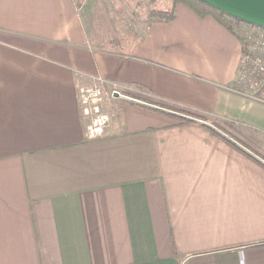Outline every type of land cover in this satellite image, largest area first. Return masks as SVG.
<instances>
[{
	"label": "crops",
	"instance_id": "crops-1",
	"mask_svg": "<svg viewBox=\"0 0 264 264\" xmlns=\"http://www.w3.org/2000/svg\"><path fill=\"white\" fill-rule=\"evenodd\" d=\"M86 3L0 0V264H264L263 165L200 122L114 96L90 139L78 97L101 76L234 120L264 147V102L232 89L241 39L178 3L125 46H97Z\"/></svg>",
	"mask_w": 264,
	"mask_h": 264
},
{
	"label": "built area",
	"instance_id": "built-area-1",
	"mask_svg": "<svg viewBox=\"0 0 264 264\" xmlns=\"http://www.w3.org/2000/svg\"><path fill=\"white\" fill-rule=\"evenodd\" d=\"M233 32L241 39L243 51L232 89L264 102V27L240 20L234 23ZM102 82L103 78L96 76L78 88L81 112L88 120L86 134L90 139L105 134L112 118L106 104L114 92L126 94L128 91L117 83L105 89Z\"/></svg>",
	"mask_w": 264,
	"mask_h": 264
},
{
	"label": "rangeland",
	"instance_id": "rangeland-1",
	"mask_svg": "<svg viewBox=\"0 0 264 264\" xmlns=\"http://www.w3.org/2000/svg\"><path fill=\"white\" fill-rule=\"evenodd\" d=\"M86 1L87 3L80 9V13L88 28L90 36L97 37V46L100 41L107 40V37L111 38L114 36H117L119 42L123 43L125 46L124 41L129 42L131 36L135 37L139 35V33L145 32V29L153 20L152 18H155L151 15L153 10L170 9L174 7L172 0ZM84 117L86 118V116ZM250 144L254 146L255 143L253 144L250 142ZM257 145L259 146L257 149L264 154V147L258 143V140L256 146Z\"/></svg>",
	"mask_w": 264,
	"mask_h": 264
},
{
	"label": "trees",
	"instance_id": "trees-1",
	"mask_svg": "<svg viewBox=\"0 0 264 264\" xmlns=\"http://www.w3.org/2000/svg\"><path fill=\"white\" fill-rule=\"evenodd\" d=\"M172 3L174 5L173 8L153 10L151 12V15H153L156 18L162 19V20H167V21L173 20L177 16V12L175 9L176 5L178 3H182V4H185L188 7H190L193 11H195L200 16H205L208 14L214 16L217 20H219L222 24H224L227 28H229L231 30H233L234 23L241 20L240 18L233 17V16L229 15L228 13H226L225 11L220 10V9H218V8L212 6L211 4L206 3L202 0H172ZM133 87L138 88V89L141 88L138 85H135ZM127 94L130 95V93H128V92H127ZM132 96L134 98H138V99L147 101L151 104L161 106V107L168 109L170 111L180 113L182 116H178L177 114L169 112V111H162V112L166 113L167 115L177 119L178 124H188V123L197 122V121L192 120L191 118H196V119L206 120L208 122H211V124H213L216 128H213L207 124L201 123V125L205 126L213 134L223 138L225 141L230 143L232 146L241 150L243 153H245L249 157L254 158L258 163H260L261 165L264 166V163L262 161L255 158L252 154L246 152L244 149L239 147L232 140V138H233V139L243 143L245 146L252 149L258 155H260L262 158H264L263 153H261L259 150L252 147L250 144H248L246 141H244L241 138L243 125L235 122L234 120H230L229 118H210V117L202 114L201 112H199L197 110H193L192 108L179 107V106H174L172 104L163 103L160 101L147 99V98L140 97V96H134V95H132ZM144 106H146V105H144ZM151 108H153V107H151ZM154 109H156V108H154ZM184 115L187 117H184ZM260 244H264V242H261Z\"/></svg>",
	"mask_w": 264,
	"mask_h": 264
},
{
	"label": "water",
	"instance_id": "water-1",
	"mask_svg": "<svg viewBox=\"0 0 264 264\" xmlns=\"http://www.w3.org/2000/svg\"><path fill=\"white\" fill-rule=\"evenodd\" d=\"M206 3L211 4L212 6L225 11L229 15L233 17L240 18L242 21L252 23L261 27H264V0H202ZM115 98H124L127 100H132L140 104H144L153 108H156L161 111H169L172 113L177 114L178 116H182L180 113L170 111L168 109H165L161 106H157L154 104H151L147 101L134 98L130 95L121 93L119 91H115L114 95ZM184 117H187L184 115ZM194 121L207 124L213 128H216L213 124H211L208 121L205 120H200L196 118H191ZM227 136V135H226ZM232 140L239 145L241 148L245 149L246 151L250 152L253 154L255 157L260 159L264 163V158L260 157L258 154L254 153L252 150L244 146L242 143L239 141L235 140L232 138Z\"/></svg>",
	"mask_w": 264,
	"mask_h": 264
}]
</instances>
